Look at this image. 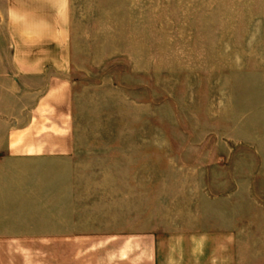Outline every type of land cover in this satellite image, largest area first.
<instances>
[{
  "label": "rangeland",
  "instance_id": "1",
  "mask_svg": "<svg viewBox=\"0 0 264 264\" xmlns=\"http://www.w3.org/2000/svg\"><path fill=\"white\" fill-rule=\"evenodd\" d=\"M48 3L11 17L66 66L77 147L12 174L0 264H264V0Z\"/></svg>",
  "mask_w": 264,
  "mask_h": 264
},
{
  "label": "crops",
  "instance_id": "2",
  "mask_svg": "<svg viewBox=\"0 0 264 264\" xmlns=\"http://www.w3.org/2000/svg\"><path fill=\"white\" fill-rule=\"evenodd\" d=\"M50 1L0 0V215L9 185L19 182L12 174L65 163L77 147L66 66L59 58L50 62L55 52L47 39L18 44L11 17L12 9L48 7Z\"/></svg>",
  "mask_w": 264,
  "mask_h": 264
}]
</instances>
